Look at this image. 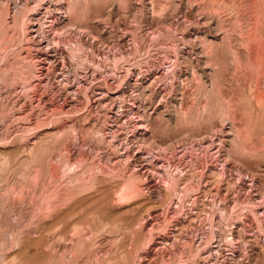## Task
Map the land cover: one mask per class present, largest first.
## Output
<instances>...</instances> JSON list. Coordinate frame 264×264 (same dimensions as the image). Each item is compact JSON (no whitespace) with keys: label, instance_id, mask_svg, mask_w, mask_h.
<instances>
[{"label":"rangeland","instance_id":"374dc122","mask_svg":"<svg viewBox=\"0 0 264 264\" xmlns=\"http://www.w3.org/2000/svg\"><path fill=\"white\" fill-rule=\"evenodd\" d=\"M0 258L264 264V0H0Z\"/></svg>","mask_w":264,"mask_h":264},{"label":"bare ground","instance_id":"6f19581e","mask_svg":"<svg viewBox=\"0 0 264 264\" xmlns=\"http://www.w3.org/2000/svg\"><path fill=\"white\" fill-rule=\"evenodd\" d=\"M47 11H48V10H47ZM71 11H72V8L69 7L68 10H66V11H64V12H66L67 14H70V15H71V14H72ZM38 30H39V29H38ZM173 181H174V180H173ZM175 183H176V182H175ZM175 183H174V184H175ZM166 185H167V184H166ZM171 185H172V184H171ZM175 185H176V184H175ZM172 186H173V185H172ZM176 186H177V185H176ZM173 187H174V186H173ZM173 187H172V188H173ZM170 188H171V187H170ZM175 188H176V187H175ZM128 189H129L128 191H130V190H135V189H139V185L136 184L135 182H132V183L129 184ZM134 192H135V191H134ZM134 192H133V193H134ZM1 258H2V257H1ZM1 258H0V262H1V260H2ZM7 259H8V258H7ZM1 263H4V262H1ZM4 264H7V263L5 262Z\"/></svg>","mask_w":264,"mask_h":264}]
</instances>
